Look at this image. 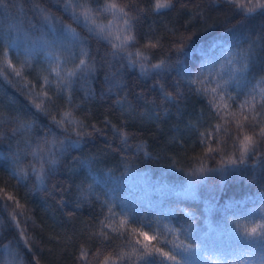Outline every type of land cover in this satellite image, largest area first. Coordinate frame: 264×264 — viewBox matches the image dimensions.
Wrapping results in <instances>:
<instances>
[{
    "label": "trees",
    "instance_id": "obj_1",
    "mask_svg": "<svg viewBox=\"0 0 264 264\" xmlns=\"http://www.w3.org/2000/svg\"><path fill=\"white\" fill-rule=\"evenodd\" d=\"M66 2L0 0V264H145L141 232L156 236V264L154 247L177 245L194 249L181 264H264V247L237 243L264 225V140L239 161L240 141L264 124L241 108L255 89L264 113V9L114 0L128 13L114 16L102 11L113 0ZM84 8L112 43L133 37L126 51L89 31ZM81 59L91 71L68 83ZM198 76L217 93L190 83Z\"/></svg>",
    "mask_w": 264,
    "mask_h": 264
},
{
    "label": "snow or ice",
    "instance_id": "obj_2",
    "mask_svg": "<svg viewBox=\"0 0 264 264\" xmlns=\"http://www.w3.org/2000/svg\"><path fill=\"white\" fill-rule=\"evenodd\" d=\"M229 2L230 3H234L237 8L245 11L248 14L255 12L257 9H264V0H256V2L254 4L251 3V0H249L248 4L243 3L242 0H229ZM171 6H172L171 0H157V3L155 5L157 10L170 8ZM75 7L83 8V6L79 5V4L73 5L71 3V0H68V2L65 3V10L74 9ZM39 11L41 12V14L43 16V19L45 21H48L50 19L48 15L44 14L42 9H40ZM102 11L103 12H112L114 16H116V13H120L122 16H127L128 15V13L124 10V8L120 7L117 3L114 2V0L111 3H107L104 6ZM72 15L78 19V17L76 16V12L75 11H73ZM80 15H82L84 17L85 25L89 26V31L90 32H94L98 36V38L108 40L109 43H112L113 32L111 30V27L110 26L96 24L95 19L92 17V10L91 9L84 8L83 11L80 13ZM123 23L126 26L124 31H127V32L130 33L131 25H130L129 20L125 19L123 21ZM90 25H95V27L93 28ZM106 27L109 29L107 32H105V28ZM66 31H68V32H70L72 34L73 40L78 39V37H77V35H76V33H75V31L73 29L67 28ZM114 38L116 40L120 41V43L119 44L112 43V47L114 49H118L120 51H126V45H127L128 41L133 39V37L131 35H125L123 37V39H121L120 35H118V34L115 35ZM24 39H25L26 42H31L30 38L27 37V36H25ZM37 39L43 44L50 43L49 41L45 40L43 36H41V37H39ZM27 50L30 51L31 49H27ZM115 54L116 53H113V55H115ZM128 55L131 56V53H129ZM136 56L137 57H142V53L137 52ZM58 59L59 58H56V61H58ZM146 59H147V57H142V59L140 61V66H141L142 69H144L143 60H146ZM136 62L137 61H132L133 64H135ZM81 66H83V67H81ZM152 67L154 69L166 68V66L163 65V64L152 65ZM85 68H87V70L91 71V68L88 65L85 64V61L83 59H81L80 60V65H78L76 67V69L68 71L66 73L67 82L71 83V78L76 76L78 71H82ZM52 71L56 72L57 76H59L58 68H53ZM16 74L19 75L20 73L17 71ZM60 80H61L62 83L65 82V78L64 77H60ZM197 82H199V83L204 85L202 90L205 91V92L211 91L213 94H216L218 89L220 88V86L217 85V87H213V88L209 89L208 82H206L204 80H200L199 76H198L196 81H190V83H197ZM259 96H260V100L264 101V88H261L259 90ZM250 97H251L250 99H247V100L244 101V103L241 105V108L243 109L246 105H250L251 106V110L254 113L252 119L256 120L257 117H260L261 120H264V113L255 111V103H253L254 101H257V92H256L255 89L253 90L252 93H250ZM215 99H216V97L214 96L213 97V101H211V102L213 103L214 107H217L219 109V106L216 105L215 102H214ZM221 99H222V97H221ZM225 107H226V105H225ZM262 107H264V105H262ZM69 115L70 114H66L64 119L61 120V121H58L57 123L58 124L59 123H63L64 120H68V116ZM217 115L218 116L220 115L219 110L217 111ZM232 115L235 116V114H232ZM242 115H243V119L244 120H248L249 119V117H248V115L246 113H242ZM221 118H223V117H221ZM68 122L71 123V120H68ZM237 123H238V127H241V128L243 127V125L239 124V122H237ZM255 127H256V125L254 124L252 126L253 135H251V136L250 135H245L243 140L240 141L241 149H242L240 151V157H239L240 163H244L245 162L244 161V157L248 154V152L250 150L251 151H258L259 140L254 139V137H259L260 139L264 140V124L260 125L259 132L255 131ZM217 130H219V125L217 126ZM121 135L126 137V134H124V133H121ZM123 142H126V138H125V140ZM45 143L46 144L51 143L52 147H55L56 144L58 143L61 146V148H62V146L64 144V141H59V140H57L55 142L45 141ZM37 147H38L39 151H41V152L44 151V149L40 148L39 146H37ZM209 151H212V149L209 148ZM49 154L54 156V154L51 153V152ZM231 162L233 164L236 163L235 160H232ZM49 163L50 164L55 163V159L53 158L51 161H49ZM33 171H35V169H33ZM43 171H44L43 168H41V176L43 175ZM198 171L203 172L204 171L203 167L198 169ZM9 198L11 199V197H9ZM17 205H18V202H17ZM122 223H124V221H122ZM258 227H259V231L257 230V228H252L251 232H248L246 230L244 231V233H243V237L244 238L237 241V243L241 246V249L243 247H253V246L264 247V225H259ZM140 235H142L144 237V239L149 242V244L144 245L145 264H156V255L153 254V249H151L149 247V245L151 244V241L156 239V236H149L148 233H146V232H141ZM137 243H139V240H137ZM192 251H194V249H192L190 246H187V245H177V246H175L174 250H169V251H164L161 247H154V253L159 255V256H161V257H163V259L160 260L159 264H164L165 260L170 262V264H181V259H178V256L183 257L184 254L190 253ZM81 255L84 256V255H86V253L82 252ZM205 258L209 259L210 264H216L215 258H208V257H205ZM37 264H39V261H37ZM105 264H107V258H105ZM184 264H187L186 260L184 261ZM228 264H231V262L229 261ZM241 264H243V262H241Z\"/></svg>",
    "mask_w": 264,
    "mask_h": 264
},
{
    "label": "rangeland",
    "instance_id": "obj_3",
    "mask_svg": "<svg viewBox=\"0 0 264 264\" xmlns=\"http://www.w3.org/2000/svg\"><path fill=\"white\" fill-rule=\"evenodd\" d=\"M46 227H47V225H45L44 228H46ZM46 235H47V234H46ZM50 238H51V237H48V236H47V237H46V240L48 241V240H50ZM48 251L52 253V250L48 249ZM69 254H70V252H69ZM50 260H51V259H49V261H50Z\"/></svg>",
    "mask_w": 264,
    "mask_h": 264
}]
</instances>
